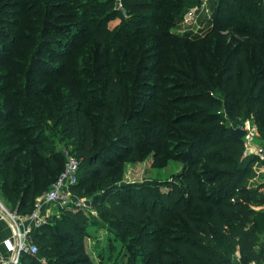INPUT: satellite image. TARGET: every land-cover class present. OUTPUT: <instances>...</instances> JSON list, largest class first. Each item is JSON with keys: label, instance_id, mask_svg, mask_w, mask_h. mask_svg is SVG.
<instances>
[{"label": "trees", "instance_id": "1", "mask_svg": "<svg viewBox=\"0 0 264 264\" xmlns=\"http://www.w3.org/2000/svg\"><path fill=\"white\" fill-rule=\"evenodd\" d=\"M56 1L0 0V197L33 215L69 150L70 194L99 217L59 207L19 264H96L86 242L100 223L115 239L100 264L264 260L261 160L231 130L252 120L264 143V0H214L204 38L172 32L203 0H122L114 31L118 0H64L65 14ZM148 149L182 169L122 185L119 163Z\"/></svg>", "mask_w": 264, "mask_h": 264}, {"label": "rangeland", "instance_id": "2", "mask_svg": "<svg viewBox=\"0 0 264 264\" xmlns=\"http://www.w3.org/2000/svg\"><path fill=\"white\" fill-rule=\"evenodd\" d=\"M207 6L208 10H210V15H213L214 8H213V3L214 0H207ZM56 3L57 8L59 9V13H67L64 0H57ZM198 7V5L190 7L189 10H186L185 13H183L181 19L176 23V25L172 28L173 34L177 35H182L187 34L189 37H205L206 32L208 33L209 26H208V18L207 16H200L198 19H194L193 22L185 23L186 15L187 13ZM115 9L117 10V16L114 17L111 21L108 22V29L111 31H114L119 25L122 23L123 18L121 17L122 13L124 15V18H129L128 12L126 13L124 9V4L122 0H118ZM201 28L204 30L202 31ZM225 36L230 35L229 32H223L221 33ZM185 35V36H187ZM68 52H71L72 54L74 52V48L68 49ZM252 52L255 54V50L252 49ZM44 72L46 70L44 69ZM234 128H238L237 125L233 126ZM249 127L250 131L247 136L244 137V141L246 143L247 149L249 151L256 150V148H259L261 145H264V143L261 141L259 138V133L257 130H254L255 124L252 120L249 121ZM56 144V149H60L66 152L65 149V142H57ZM67 156L69 154V150H67ZM142 159L141 160H124L119 163L116 169L121 171L120 177L122 178V182L125 184H143L146 182L150 181H158V182H165V181H171L174 177L175 174H177L183 167V165L177 161L172 160L171 158H157V153L155 150H146L144 154H142ZM71 195V194H70ZM72 196V195H71ZM68 196V200L70 201V205L76 204L78 199H83V198H78L75 196L72 197ZM66 199V197H65ZM86 202L90 201L89 198H85ZM53 204V203H49ZM60 207L59 204H56ZM56 208H59V207ZM92 216H98V213L92 214ZM90 235L91 238L87 240L86 246L87 250L89 251V254L94 258L96 264H100L101 262L105 261V256L104 258L102 255L106 253L107 246L109 240H114V236L108 232L107 229L104 228L103 224H96L93 226H90ZM119 244V243H115ZM95 250V251H94ZM123 248H119L117 253L114 255V258L118 255L123 256ZM120 254V255H119ZM101 255V256H100ZM121 258L119 259V262H113L112 264H129V258L125 257L124 261H121ZM107 262V261H106Z\"/></svg>", "mask_w": 264, "mask_h": 264}, {"label": "built area", "instance_id": "3", "mask_svg": "<svg viewBox=\"0 0 264 264\" xmlns=\"http://www.w3.org/2000/svg\"><path fill=\"white\" fill-rule=\"evenodd\" d=\"M207 3H208L207 0H203L201 5L190 10L186 15L185 23L193 22L194 19H198L200 18V16L211 17L212 14L210 15V10H208ZM249 121L250 120L246 121L239 128L250 131ZM254 130H257L256 126ZM256 155L259 157H263L264 156L263 149H258L256 151ZM79 167H80V161L77 159V157H75L72 154H68L66 166L60 177L44 195L36 199L37 209L33 213V215L29 216V218L33 222L37 223L38 225L47 222L46 219H42L39 216V209L44 204L47 203L59 204L60 208L82 209L92 214L95 213L92 210L91 203L89 201L86 202L85 199H78L76 201L77 203L73 205L69 204L70 201L68 200V196L69 197L71 196L69 190L71 186L76 185L78 183ZM1 207L5 209L2 205ZM5 211H7V213L12 218L16 229L14 242L9 243V249L14 254V257L12 258V260L11 259L7 260L6 258H0V264H19L22 253L37 255L39 250L38 247L34 244L31 237V233L33 229L31 227L25 226L23 222L20 220V216L17 213L9 212L6 209ZM252 264H258V263L254 262Z\"/></svg>", "mask_w": 264, "mask_h": 264}, {"label": "crops", "instance_id": "4", "mask_svg": "<svg viewBox=\"0 0 264 264\" xmlns=\"http://www.w3.org/2000/svg\"><path fill=\"white\" fill-rule=\"evenodd\" d=\"M258 149H263L264 153V145H261L256 150L249 151V154H256ZM261 160L260 164H256L255 169L257 172V178L255 179L256 184L263 185L264 192V156L259 157ZM1 205L8 210L9 212H13L7 202L0 197ZM0 205V258H6L7 260H12L14 254L9 249V243L14 242V237L16 234V229L10 215L3 209ZM58 205L56 204H44L39 209V216L42 219H46L47 222L51 220L54 216H58L60 214L59 208H56ZM59 207V206H58ZM15 213V212H14ZM20 216V220L23 222L25 226L31 227L32 229L39 226L37 223L33 222L29 217ZM37 224V225H36ZM258 251L264 255V234L261 235V239L258 245ZM258 264H264V260L261 262H256ZM239 264V263H238Z\"/></svg>", "mask_w": 264, "mask_h": 264}, {"label": "water", "instance_id": "5", "mask_svg": "<svg viewBox=\"0 0 264 264\" xmlns=\"http://www.w3.org/2000/svg\"><path fill=\"white\" fill-rule=\"evenodd\" d=\"M232 132H233V134H235L238 138H244L245 136H247L248 135V133H249V131L248 130H246V129H242V128H234V127H232ZM122 185H125V183H122Z\"/></svg>", "mask_w": 264, "mask_h": 264}]
</instances>
